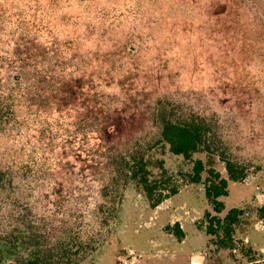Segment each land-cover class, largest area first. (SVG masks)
<instances>
[{
	"label": "rangeland",
	"instance_id": "obj_1",
	"mask_svg": "<svg viewBox=\"0 0 264 264\" xmlns=\"http://www.w3.org/2000/svg\"><path fill=\"white\" fill-rule=\"evenodd\" d=\"M162 108L209 124L212 165L169 151ZM134 151L178 193L152 207L123 186ZM228 161L244 178L218 217L243 215L225 247L205 232L204 188ZM263 196L264 0H0V264L59 257L75 238L70 264H264Z\"/></svg>",
	"mask_w": 264,
	"mask_h": 264
},
{
	"label": "trees",
	"instance_id": "obj_2",
	"mask_svg": "<svg viewBox=\"0 0 264 264\" xmlns=\"http://www.w3.org/2000/svg\"><path fill=\"white\" fill-rule=\"evenodd\" d=\"M159 120L161 123V139L169 146V151L177 156H182L185 160H190L192 155L198 152H205L208 154V159L216 154L214 144L210 141L209 124L201 119H182L179 121H172V113L168 114L162 108ZM212 165V161L209 163ZM227 179L220 176V174L213 168L208 170V177L205 180L204 193L206 198L212 205V210L215 214L209 212L205 213L206 219V234L208 236H217L219 231L224 235L219 237L218 243L226 247L225 236L229 238L234 228L239 223V218L243 215L241 209H230L223 219L218 217L224 205L219 198L228 195L227 187L228 181L238 182L244 178V170L234 165L231 162L225 163ZM149 161L144 158V154L140 151L127 153L120 157V170L116 171L115 176L122 180V185L125 186L129 181L132 182L138 189H140L146 200L152 207L160 205L164 200L176 195L178 188L171 186V176L163 167V162L158 161V169L160 171L159 178H151L149 170ZM204 171V164L197 160L194 162L192 173L186 175L187 181L190 184L200 183V175ZM118 183H116L117 185ZM120 199V195H119ZM118 199V200H119ZM119 202V201H118ZM109 214H115L116 206L111 204ZM173 236L178 242L184 238V233L180 229L179 224H174ZM77 240V238H75ZM75 240L62 243V255L55 257V254L50 253L47 258H39L28 260L24 264H70L71 259L74 260L79 252V246ZM77 244V245H76ZM77 247V248H74ZM59 251V250H58ZM57 251V253H58ZM56 253V254H57ZM63 260V262H61ZM250 264H256L251 262Z\"/></svg>",
	"mask_w": 264,
	"mask_h": 264
},
{
	"label": "water",
	"instance_id": "obj_3",
	"mask_svg": "<svg viewBox=\"0 0 264 264\" xmlns=\"http://www.w3.org/2000/svg\"><path fill=\"white\" fill-rule=\"evenodd\" d=\"M194 259H196L197 261H202V258L200 257H195Z\"/></svg>",
	"mask_w": 264,
	"mask_h": 264
},
{
	"label": "built area",
	"instance_id": "obj_4",
	"mask_svg": "<svg viewBox=\"0 0 264 264\" xmlns=\"http://www.w3.org/2000/svg\"><path fill=\"white\" fill-rule=\"evenodd\" d=\"M130 252V251H129ZM116 264H125V262L124 261H119V262H117Z\"/></svg>",
	"mask_w": 264,
	"mask_h": 264
},
{
	"label": "crops",
	"instance_id": "obj_5",
	"mask_svg": "<svg viewBox=\"0 0 264 264\" xmlns=\"http://www.w3.org/2000/svg\"><path fill=\"white\" fill-rule=\"evenodd\" d=\"M264 197V196H263ZM183 241V240H182ZM191 258H192V256L190 257V261H191ZM202 261H203V258H202Z\"/></svg>",
	"mask_w": 264,
	"mask_h": 264
}]
</instances>
